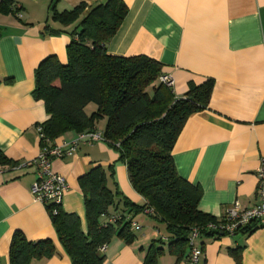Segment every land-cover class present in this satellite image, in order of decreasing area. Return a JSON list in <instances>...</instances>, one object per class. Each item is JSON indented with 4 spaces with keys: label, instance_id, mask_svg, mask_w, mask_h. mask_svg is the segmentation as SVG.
<instances>
[{
    "label": "crops",
    "instance_id": "0c3cea01",
    "mask_svg": "<svg viewBox=\"0 0 264 264\" xmlns=\"http://www.w3.org/2000/svg\"><path fill=\"white\" fill-rule=\"evenodd\" d=\"M106 0H10L12 12L0 13V151L17 164L34 159L40 151L38 127L49 118L42 100L33 97L35 70L54 55L67 62V46L78 31L81 17ZM128 11L106 42L112 55H144L162 64V73L173 78L172 92L183 96L189 83L212 79L208 105L186 119L172 147L178 174L202 189L198 209L217 219L237 202L248 208L260 202L256 170L264 158V0H123ZM85 4L80 18L63 24L57 12ZM16 11L20 15L17 16ZM97 110L89 103L85 112ZM107 119L96 121L103 132ZM78 136L67 131L48 145H60ZM106 141L80 142L76 150L52 160L54 171L68 185L61 207L80 218L87 232L84 194L78 178L94 166L106 171L107 186L131 203L146 200L131 185L126 165ZM114 170L110 176L109 167ZM36 173L29 168L0 165V264H9V247L15 230L28 241L50 239V257L30 264H72L58 240L48 208L34 199L31 185ZM115 182V184H114ZM100 217L101 224L125 215L137 222L130 242L113 237L100 253L104 264H143L153 240L162 253L155 264H186L188 252L177 259L168 251L171 237L166 224L147 208L135 212L123 198ZM199 264H264V226L243 234H200ZM241 248L239 262L230 249Z\"/></svg>",
    "mask_w": 264,
    "mask_h": 264
},
{
    "label": "trees",
    "instance_id": "16d2710c",
    "mask_svg": "<svg viewBox=\"0 0 264 264\" xmlns=\"http://www.w3.org/2000/svg\"><path fill=\"white\" fill-rule=\"evenodd\" d=\"M10 0L0 2V13L12 12ZM85 9L80 3L71 10L57 12L50 5L52 19L67 25L78 20ZM128 8L123 0H106L81 17L78 31L67 46V62L61 63L51 55L35 70L32 95L42 100L49 118L41 125V146L51 147L67 131L77 133L94 129L96 121L106 117L103 130L105 141L118 152L128 171L132 187L146 203H131L117 188L107 186V175L101 166H94L78 178L84 194L87 232L81 229L80 218L57 207L45 205L50 213L58 240L72 264H104L100 247L113 237L130 242L134 235L125 215L101 224L100 217L123 198L125 206L135 212L151 209L152 217L166 224L171 237L168 251L180 259L189 251L188 236L194 227L209 222H224L198 209L202 189L183 179L177 172L172 147L189 115L208 105L213 80L189 83L188 90L176 97L159 77L162 64L148 56H120L106 51V42L118 29ZM89 103L97 110L85 112ZM17 166L0 151V165ZM114 177L113 167H109ZM115 184V182H114ZM116 185V184H115ZM258 225L248 224L236 233H249ZM202 234L220 237L224 231L211 230ZM233 234V235H234ZM159 240L148 247L143 264H155L162 248ZM241 248L230 249L239 262ZM55 247L50 239L28 241L15 230L9 247V264H30L34 258L50 257Z\"/></svg>",
    "mask_w": 264,
    "mask_h": 264
},
{
    "label": "built area",
    "instance_id": "2783aa9c",
    "mask_svg": "<svg viewBox=\"0 0 264 264\" xmlns=\"http://www.w3.org/2000/svg\"><path fill=\"white\" fill-rule=\"evenodd\" d=\"M3 0H0L2 2ZM17 16L20 15L16 11ZM160 81L172 89L173 78L167 73H162L159 77ZM41 131V127H38ZM97 141H105L103 132L96 129L83 131L78 133V136L71 140L63 142L60 145H53L51 147H44L38 156L34 159L19 164L17 168H29L36 173V179L31 185V191L34 199L42 202L44 205H51L55 213L57 207H61L62 197L68 189L65 178L60 173L52 168V160L54 158H61L65 154H69L76 150L80 142L93 143ZM257 176V194L260 202L248 208H241L237 202H234L227 210L224 216V222L214 223L209 222L203 226L194 227L188 236V257L186 264H199L202 248L198 243V238L202 232L211 230L224 231L227 235H233L239 227H245L248 224H256L264 226V158H262L259 167L256 170ZM151 213V209H147ZM132 226L139 229L137 222H130ZM106 245L100 247V251L105 249Z\"/></svg>",
    "mask_w": 264,
    "mask_h": 264
}]
</instances>
